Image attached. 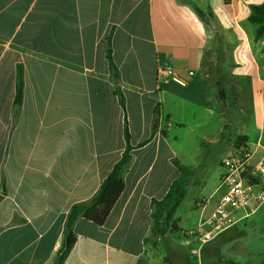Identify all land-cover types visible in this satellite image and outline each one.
<instances>
[{"label": "crops", "instance_id": "obj_1", "mask_svg": "<svg viewBox=\"0 0 264 264\" xmlns=\"http://www.w3.org/2000/svg\"><path fill=\"white\" fill-rule=\"evenodd\" d=\"M262 2L0 0V264L52 263L69 209L93 198L124 149L117 89L134 147L124 189L102 225L76 220L63 264H172L162 242L189 244L192 232L147 240L151 200L178 177L172 159L183 164L170 135L191 124L205 132L216 116L228 126L225 92L234 90L253 107L256 139L237 135L264 151V32L256 38L248 21ZM159 68L174 75L164 81ZM196 138L204 147L206 135ZM219 196L194 201L200 225Z\"/></svg>", "mask_w": 264, "mask_h": 264}, {"label": "rangeland", "instance_id": "obj_2", "mask_svg": "<svg viewBox=\"0 0 264 264\" xmlns=\"http://www.w3.org/2000/svg\"><path fill=\"white\" fill-rule=\"evenodd\" d=\"M209 61L211 62L210 58ZM225 93L226 113L222 118L228 126L224 128V124L216 116L205 132L191 124L179 131L175 139L171 135L169 138L183 165L192 170L187 182L186 196L175 214L184 229L178 235L182 238V234L189 231L193 233L189 235L190 243L180 244L178 241L173 246L168 242L171 238L168 236L159 250L160 253L168 254L172 264H264V202L244 219L237 220L244 213L238 210L235 222L221 230H213L207 238L205 234L209 229L201 226L206 219H202L200 225V211L194 208V201L197 204L206 202L212 206L213 201L218 198L222 190L219 179L221 161L245 145L237 134L244 132L254 141L256 139L252 105L246 107L248 101L240 99L234 90ZM200 135H206L207 140H203L206 143L204 147L199 145V138H196ZM254 141L250 147L254 148V152H251L253 159L257 161L264 151L260 146L255 147ZM149 239L153 242L152 238ZM140 264L145 262L141 261ZM146 264L165 263L153 259L152 256Z\"/></svg>", "mask_w": 264, "mask_h": 264}, {"label": "trees", "instance_id": "obj_3", "mask_svg": "<svg viewBox=\"0 0 264 264\" xmlns=\"http://www.w3.org/2000/svg\"><path fill=\"white\" fill-rule=\"evenodd\" d=\"M196 12L202 19H206V14L196 9ZM209 15V13H208ZM248 21L252 24H256L257 29L255 37H260L264 32V2L259 5H253L250 8V14ZM107 61L113 74L117 77L116 67L111 59L110 51H107ZM221 92L217 93V96L221 98ZM118 98L119 105L123 111V139L124 149L117 160L112 166L108 175L101 182L96 194L87 202L74 204L68 211L62 234V242L59 249L56 252L55 258L51 264H63V261L67 257L69 251L75 243L76 236L73 230L74 224L77 219L84 218L95 225H102L118 197L124 189V175L127 172L132 155L131 151L134 148L129 142V130L125 113V101L124 97L119 89L115 91ZM22 101V79L20 70H17L16 89L14 96V106H20ZM157 112V108H155ZM150 139L138 144L137 147L145 145ZM172 163L177 168L179 175L175 178L168 187V190L164 196L160 199L151 200V232L150 238L153 239L155 245L157 240L163 235L178 234L182 230L178 227L176 219L174 217L177 208L184 200L187 192V182L190 179L192 170L181 164L178 160L172 159ZM147 240H150L147 238Z\"/></svg>", "mask_w": 264, "mask_h": 264}, {"label": "built area", "instance_id": "obj_4", "mask_svg": "<svg viewBox=\"0 0 264 264\" xmlns=\"http://www.w3.org/2000/svg\"><path fill=\"white\" fill-rule=\"evenodd\" d=\"M157 73L164 81L174 75L171 69L159 68ZM188 75L187 84L193 80V72ZM249 149L242 145L221 162L222 190L213 212L201 225L209 227L205 238L213 230H221L235 222L238 210L249 215L264 202V160H254Z\"/></svg>", "mask_w": 264, "mask_h": 264}, {"label": "water", "instance_id": "obj_5", "mask_svg": "<svg viewBox=\"0 0 264 264\" xmlns=\"http://www.w3.org/2000/svg\"><path fill=\"white\" fill-rule=\"evenodd\" d=\"M213 24V22H211Z\"/></svg>", "mask_w": 264, "mask_h": 264}]
</instances>
